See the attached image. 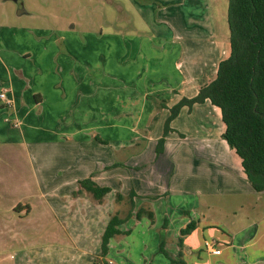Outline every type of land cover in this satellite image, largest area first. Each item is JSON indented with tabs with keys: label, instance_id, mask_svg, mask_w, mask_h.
Listing matches in <instances>:
<instances>
[{
	"label": "crops",
	"instance_id": "1",
	"mask_svg": "<svg viewBox=\"0 0 264 264\" xmlns=\"http://www.w3.org/2000/svg\"><path fill=\"white\" fill-rule=\"evenodd\" d=\"M120 40L118 88L113 78L102 79L98 87L96 82L73 81L77 66L65 58L75 57L70 50L63 55L66 63L58 66L60 83L52 87L39 80L44 69L37 66L34 77L24 80L25 69L12 72L0 59V93L12 100L7 108L13 112L10 117L15 116L13 125L26 123L22 136L6 138L0 146L8 151L13 143L23 144L27 153L39 156L45 176L55 170L64 200L48 191V178L36 181L37 192L51 209L48 201H61L54 217L72 247L80 250L74 264H170L160 251L162 233L164 250L180 264H264V191H254L241 159L222 138L220 109L209 100L181 107L170 122L162 152H156L170 108L182 98L195 97L215 78L219 63L230 54L229 37H189L183 46L177 37L164 38L162 46L153 43L155 48L146 36L123 35ZM34 66L35 61L30 70ZM105 68L107 74L110 69ZM114 90L119 91L115 99ZM2 107L0 100V127L6 128L2 119L6 121L7 109ZM87 178L110 189L102 203L79 190L78 182ZM2 182L0 178V186ZM6 192L0 187V199L10 202L0 206V213L12 216L15 224L26 221L32 199L14 200ZM131 192L132 217L118 226L121 234L109 240L102 257L101 236L110 216L118 212L114 197L126 198ZM139 208L144 215L136 219ZM147 212L153 214L152 221ZM190 222L193 230L181 237ZM205 242H213L220 254L208 251ZM48 260L24 255L7 263L69 264L67 259Z\"/></svg>",
	"mask_w": 264,
	"mask_h": 264
},
{
	"label": "rangeland",
	"instance_id": "2",
	"mask_svg": "<svg viewBox=\"0 0 264 264\" xmlns=\"http://www.w3.org/2000/svg\"><path fill=\"white\" fill-rule=\"evenodd\" d=\"M20 10L24 14L19 15ZM227 10L228 0H0L1 64H6L12 72L25 69L28 73L24 74V80H31L38 66L46 73L39 80L45 87H52L55 82L60 83L58 66L65 64L67 59V63L77 66L73 81L96 82L98 87L102 79L113 78V84L118 88L121 79L120 36H146L152 47L153 43L162 46L160 39L171 37L181 39L182 46L189 37L212 36L228 41ZM45 37L49 39L45 40ZM66 50L75 57L67 56ZM145 52L153 51L145 48ZM57 56L60 57L57 59ZM160 61H165L164 54L160 55ZM105 67L110 69L106 70L109 75L103 71ZM2 73L0 65V76ZM57 88L61 93L60 85ZM66 91L69 95V90ZM117 96L119 91L114 90L111 97ZM2 108L7 111L6 121L2 119L6 128L0 127V142L22 136L26 123L13 125L12 110L5 105ZM112 124L120 125L117 120ZM10 146L12 149L8 151L3 148V143L0 146V178L6 183L2 182L0 187L1 190L6 187V194L14 200L32 199L28 202L32 212L26 221L16 224L10 219L12 216L0 213V264H8L14 257L19 260L24 255L33 261L41 258L54 263L57 259H67L69 264H74L80 250L72 247L54 217L55 208L61 201H48L49 206L54 207L51 209L37 192L36 181L48 178L51 182L48 191L54 198L64 200L55 170L51 169L45 176L39 156L27 153L23 144ZM115 197L113 202L117 203L118 212L125 214L129 208L127 201L116 202ZM9 203L7 198L0 199L1 208ZM161 235L165 237L163 233ZM82 258L85 260L84 256ZM64 262L57 260L56 264Z\"/></svg>",
	"mask_w": 264,
	"mask_h": 264
},
{
	"label": "trees",
	"instance_id": "3",
	"mask_svg": "<svg viewBox=\"0 0 264 264\" xmlns=\"http://www.w3.org/2000/svg\"><path fill=\"white\" fill-rule=\"evenodd\" d=\"M227 25L230 45L228 58L219 63L215 78L202 86L195 97L183 98L170 108L156 152H162L165 137L171 131L170 122L181 107L191 108L209 100L220 109L225 127L222 138L241 159L248 182L259 193L264 191V0H228ZM78 186L98 204L110 192L109 188L100 187L91 178L80 180ZM133 197L132 192L126 198L116 195L115 201L125 200L129 208L123 215L117 212L110 216L101 236L102 257L107 254L109 240L121 234L118 226L132 217ZM143 215V208H139L135 218L141 219ZM146 216L152 221L151 212H147ZM193 228V223H188L180 231V236L187 235ZM122 234L128 235L129 232ZM180 242L181 238L178 244ZM160 243V251L170 260V264H180L164 250L163 237Z\"/></svg>",
	"mask_w": 264,
	"mask_h": 264
},
{
	"label": "built area",
	"instance_id": "4",
	"mask_svg": "<svg viewBox=\"0 0 264 264\" xmlns=\"http://www.w3.org/2000/svg\"><path fill=\"white\" fill-rule=\"evenodd\" d=\"M0 100L4 103L6 107L12 106V100L6 97V93L3 91L0 93ZM18 124L16 123L15 126ZM205 248L214 255L220 254V250L216 249L213 242H205Z\"/></svg>",
	"mask_w": 264,
	"mask_h": 264
},
{
	"label": "water",
	"instance_id": "5",
	"mask_svg": "<svg viewBox=\"0 0 264 264\" xmlns=\"http://www.w3.org/2000/svg\"><path fill=\"white\" fill-rule=\"evenodd\" d=\"M13 1H15V2H16L17 0H13ZM20 12H21V13H24V11H23V10H20Z\"/></svg>",
	"mask_w": 264,
	"mask_h": 264
},
{
	"label": "flooded vegetation",
	"instance_id": "6",
	"mask_svg": "<svg viewBox=\"0 0 264 264\" xmlns=\"http://www.w3.org/2000/svg\"><path fill=\"white\" fill-rule=\"evenodd\" d=\"M18 2H19V0H18Z\"/></svg>",
	"mask_w": 264,
	"mask_h": 264
}]
</instances>
